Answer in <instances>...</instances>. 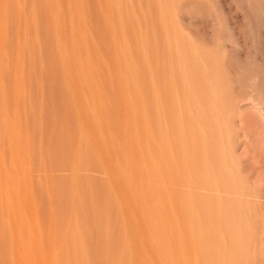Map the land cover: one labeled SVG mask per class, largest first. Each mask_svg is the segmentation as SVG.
I'll list each match as a JSON object with an SVG mask.
<instances>
[{"label":"bare ground","instance_id":"bare-ground-1","mask_svg":"<svg viewBox=\"0 0 264 264\" xmlns=\"http://www.w3.org/2000/svg\"><path fill=\"white\" fill-rule=\"evenodd\" d=\"M66 1L99 264H264V0Z\"/></svg>","mask_w":264,"mask_h":264},{"label":"rangeland","instance_id":"rangeland-1","mask_svg":"<svg viewBox=\"0 0 264 264\" xmlns=\"http://www.w3.org/2000/svg\"><path fill=\"white\" fill-rule=\"evenodd\" d=\"M51 1L0 0V264H99L100 260L86 217L92 211V186L106 176L88 157L83 135L75 132L81 130L75 114L81 117L86 112L74 105L69 43L64 45L69 32L78 36L77 16L63 10L66 0ZM81 2L86 38L90 0ZM64 16L70 20V25L64 22L66 28L58 22ZM106 125L112 140L108 120ZM109 250L106 264H133L131 253L120 262L117 248L112 245Z\"/></svg>","mask_w":264,"mask_h":264}]
</instances>
